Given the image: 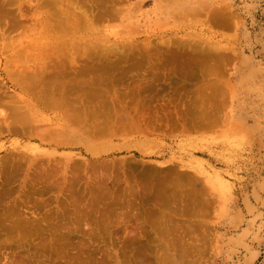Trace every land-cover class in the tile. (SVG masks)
I'll return each mask as SVG.
<instances>
[{
	"label": "rangeland",
	"instance_id": "1",
	"mask_svg": "<svg viewBox=\"0 0 264 264\" xmlns=\"http://www.w3.org/2000/svg\"><path fill=\"white\" fill-rule=\"evenodd\" d=\"M49 1L0 0L1 89L34 105L33 90L45 93L23 110L26 129L0 131V183L11 179L0 212L21 222L0 264H158L162 245L195 251L168 264H264V0H107L92 22L86 0ZM88 51L124 62L83 75L73 56ZM10 60L32 94L7 74ZM166 193L184 201L166 212ZM193 201L201 215H184ZM183 223L185 249L173 237Z\"/></svg>",
	"mask_w": 264,
	"mask_h": 264
},
{
	"label": "bare ground",
	"instance_id": "2",
	"mask_svg": "<svg viewBox=\"0 0 264 264\" xmlns=\"http://www.w3.org/2000/svg\"><path fill=\"white\" fill-rule=\"evenodd\" d=\"M55 1H58V0H50L49 1V3L51 4V3H54L55 4ZM87 2H90V1H88V0H86ZM118 1V0H117ZM10 2H13V0H7V4H10ZM87 2L85 3V2H82V3H84L83 4V6L80 8V9H82V12H83V14H86V16L87 15H89L90 17H86L87 19H88V21L89 22H92L95 18H98V17H102L103 16V12L105 13V11H106V7L105 6H107V0H98V4H99V6H98V8H99V11L98 12H101V13H98V12H95V10H94V8H96L97 7V5H96V7H95V1L92 3V2H90V3H92V5L94 4V6H92L91 4V6L89 5H86L87 4ZM116 2V1H115ZM74 6H76V5H74ZM8 7V6H7ZM67 8H69V7H71V5H67L66 6ZM5 11H7V12H12V11H10V9L8 8V9H6L5 8ZM95 12V13H94ZM214 12V11H213ZM213 15V14H212ZM217 15H218V12H217ZM220 15V14H219ZM222 17V16H221ZM85 20V19H84ZM86 22V21H85ZM6 23V22H5ZM79 23H80V21H79ZM78 23V24H79ZM16 24H17V22L16 23H14L13 24V26H16ZM67 25L68 24H65V25H63L62 26V28H61V30H65V28L67 27ZM81 25V24H80ZM37 49V48H36ZM36 51V50H35ZM33 52V55H35V58L37 59V61H39V62H41V70H40V72L41 73H43L44 72V70L47 68V66H48V62H46L45 61V59H46V56L45 55H42V53H39V52ZM89 52V51H88ZM87 52V54L86 55H83V56H81V55H76V57L78 56L79 58L77 59L75 56H73V61L74 60H76L77 62H79V63H81V62H84L85 63V65H84V63L82 64H79L78 65V63L75 61V63L73 62V64L71 63V65L73 66L74 64H75V67L78 65V67H82L83 69H81L80 70V68L77 70L79 73H83V75L87 72V76H88V73H91L92 71H95V70H97V71H102V72H105L106 71V68H113V69H118V67L120 68V62H121V64L124 62V60H123V58H121V57H118V56H116V55H114L113 57L115 58V60H112V61H110V62H107L106 64H102V63H98L100 60L99 59H96V58H94V57H92V55L90 54L91 52H89L88 53ZM149 56L150 55H148L147 56V58H149ZM80 57H82V58H80ZM175 57H176V55H174V56H172V58H170V61L171 62H175L176 61V59H175ZM85 58H87V59H85ZM204 58V59H203ZM202 59L205 61V56L203 57ZM80 59H81V61H80ZM82 59H84L83 61H82ZM92 59H96V60H92ZM137 58L135 57V58H133V63H132V65L133 66H137V62L138 63H140V60L139 61H137L136 60ZM202 59H201V63H202ZM90 61V62H92V63H94L95 61V64L94 65H92L90 62H88V63H86L87 61ZM166 60V59H165ZM190 60L192 61V58H190ZM10 61H12V63H10ZM9 61V65L7 66L8 68L6 69V71H7V74L9 75V77L10 78H12L13 79V82L16 84V86H17V88H19V89H21V91L24 93V92H26V91H30L28 88H29V86L28 87H25L24 86V84H23V81H21L20 79H18V78H15V77H13V75L15 74V68H16V66H18V61L19 60H17V61H13V60H10ZM167 61V60H166ZM189 61V60H188ZM190 61V62H191ZM197 61V60H196ZM168 62V61H167ZM170 62V63H171ZM207 62V61H206ZM205 62V63H206ZM97 63V64H96ZM169 63V62H168ZM187 63H189V62H187ZM205 63H203V64H205ZM99 64V65H98ZM80 65H82V66H80ZM102 65V66H101ZM84 66V67H83ZM208 70V69H207ZM90 75V74H89ZM94 77H99V75H94ZM100 78V77H99ZM99 78L96 80L95 79V81H98L99 80ZM93 80H94V78H92ZM101 79V78H100ZM102 80V79H101ZM101 80H99V81H101ZM104 80V79H103ZM102 80V81H103ZM55 87H51L50 89L51 90H49L46 94H48V95H51V94H54V91H55V93H56V90L57 89H59V87L58 86H56V88L54 89ZM32 91H30V93H31ZM43 91L41 90V92H39V94H38V92H37V89H35V90H33V95H34V97H35V103H36V105H34V103L32 104V100H31V98L30 99H26V101L23 99L24 97H21L20 95H15V94H12L11 95V93H8L7 91H3L2 89H1V86H0V104L1 105H5L6 107H7V109L9 110V113L5 116V118H7V121H3L2 119H0V131L3 129V128H7V129H9V130H12V131H14V132H19L20 131V129H26L27 128V126L28 125H30V123H31V117H29L30 115V109H32L30 106H31V104L33 105V106H35V107H37L38 105H39V102L41 103L42 102V97L45 95V93H42ZM26 93H28V92H26ZM31 93V94H32ZM23 95V94H22ZM23 96H25V95H23ZM29 100H31V102L29 101ZM40 100V101H39ZM29 101V102H28ZM31 103V104H30ZM27 108H30L29 109V114H28V112L26 111V113L29 115H27L26 113H24L23 112V110L24 109H27ZM27 115V117L28 118H26V116L24 115ZM32 115V114H31ZM4 118V119H5ZM30 118V119H29ZM38 129V126L35 128V130H37ZM15 164H14V158L12 157L8 162H7V164L3 167V169L2 170H4V169H14L15 168V166H14ZM15 173V171H10L9 173H7L6 175H8L7 177H10L11 176V174H14ZM17 174V173H16ZM10 178H7V180L5 181V180H3L1 183H0V202L2 203V198H3V196H5L4 198H6V196L8 195V197H9V194H10V190H9V188L7 187V186H9L10 184ZM181 183V182H180ZM179 183V184H180ZM182 184V183H181ZM180 184V185H181ZM165 185H167V183H165ZM174 185H176V184H174ZM179 186V185H178ZM181 187V186H180ZM182 187L184 188V186L182 185ZM179 191V190H178ZM182 191H184V189L182 190ZM181 190L179 191V192H182ZM178 192V193H179ZM163 193V192H162ZM162 193H161V195H162ZM165 193V192H164ZM164 193H163V195H164ZM173 193V192H172ZM175 193V192H174ZM178 193H175V195L177 194L178 195ZM184 193V192H183ZM159 195V194H158ZM172 196H170V197H172V198H170V197H168V198H166L167 197V193H166V195H165V198H164V196H163V199H164V202H160V204H159V208L161 207V208H164L165 210L168 208V209H173V207H171V208H169L168 206L169 205H172L173 203H177L178 201H180V202H182V201H184L183 199H178L179 198V196H178V200H176V196L174 197L173 195L174 194H171ZM160 196V195H159ZM158 196V197H159ZM187 196V195H186ZM157 197V196H156ZM162 198V197H161ZM6 200V199H5ZM182 200V201H181ZM193 203H194V201L192 202V204H190V205H188L187 206V208H186V210L188 209L189 211H183L184 212V215H189V216H191V214H192V216L193 215H197V214H199V213H197V211H195V209L194 208H201L202 206L200 205V206H198V204H194V205H197V206H193ZM194 207V208H193ZM7 208V207H6ZM191 208H193L194 209V211H193V213H191L190 212V210L192 211V209ZM8 209V208H7ZM171 209V210H172ZM196 209V210H197ZM202 209V208H201ZM200 209V211H198V212H200V215H201V212H202V210ZM161 209H159V211H160ZM177 210V214L179 215H182L181 214V212H179V210L178 209H176ZM12 211V210H11ZM10 211V212H11ZM158 211V212H159ZM173 211V210H172ZM171 211V212H172ZM9 212V213H10ZM14 212V211H13ZM161 212H162V210H161ZM163 212L164 213H166V212H168L167 210H166V212L163 210ZM174 212H176L175 210H174ZM173 212V213H174ZM187 212V214H185ZM188 212H190V213H188ZM9 213L8 212H6V210L5 209H3L1 212H0V244H1V246L3 245V244H7V243H10V242H12V239L9 237V236H11L10 234H11V232L13 231V229L14 228H16V227H18V226H21V222H18V219L16 220V218L14 219V220H16V221H11V220H9L10 218H9ZM170 213V212H169ZM11 214H12V212H11ZM14 214V213H13ZM157 214V213H156ZM155 214V215H156ZM168 213H166L165 215H167ZM16 215V214H15ZM160 215H162V214H160ZM165 215H163L164 217H163V219L161 218V216H158V218H161V221L162 220H165V218L167 219V217H165ZM179 215V216H180ZM184 215H182V216H184ZM157 216V215H156ZM177 216V215H176ZM180 218V217H179ZM178 218V219H179ZM12 219H13V217H12ZM168 219H169V217H168ZM173 220V218L172 217H170V220ZM169 220V222L172 224V225H174L175 226V224L177 225V223H178V221H177V223H174L173 224V222H176V221H170ZM174 220H176L175 219V217H174ZM153 221H157V220H153ZM160 221V222H161ZM167 222H168V220H166ZM201 221V220H200ZM200 221H197L196 223H197V225L199 226V224L198 223H200ZM23 222V221H22ZM165 222V221H164ZM167 222H166V224H167ZM181 222V221H180ZM183 222V221H182ZM201 222H203V221H201ZM38 223V222H37ZM149 223H150V221H149ZM156 223V222H155ZM159 222H157V224H158ZM192 223V222H191ZM196 223H195V227L194 226H191V228H190V230H194L197 226H196ZM24 224V223H23ZM184 224V227H185V223H183ZM187 225H189L190 226V224H188V223H186ZM194 224V223H193ZM202 224V223H201ZM201 224H200V230L198 229V231H201L202 230V227H204V225L203 226H201ZM25 225H26V223H25ZM154 225V224H153ZM152 225V226H153ZM162 225V224H161ZM163 225H165V223L163 224ZM178 225H180V226H182L181 225V223L180 224H178ZM174 226H171L170 225V227H174ZM169 227V228H170ZM194 227V228H193ZM26 228V227H25ZM163 228V227H162ZM181 227H179V229H180ZM186 228V231H184V228H183V231H181L179 234L176 232V236H173L174 237V239L175 240H177V241H179L178 243H182V245L184 244V249H185V245L187 246V241H183L184 239L186 240V237L188 238V239H191L190 237H192L191 235V231H189L190 232V236H189V232L187 231V227H185ZM21 229V228H20ZM24 229V228H23ZM158 229V228H157ZM161 229V228H160ZM165 229V230H164ZM163 230H164V234H166V232H167V234H168V232H169V230H168V227L167 228H164ZM182 229V228H181ZM155 230V229H154ZM162 230V229H161ZM160 230V231H161ZM168 230V231H167ZM192 230V232H196L197 230H194L193 231ZM15 231H16V229H15ZM37 231V230H36ZM35 231V232H36ZM166 231V232H165ZM174 231V230H173ZM173 231L171 230V228H170V234H168V235H172L173 234ZM19 232V231H18ZM172 232V233H171ZM179 232V231H178ZM1 233H4L3 234V238H1L2 237V235H1ZM21 233V232H20ZM37 233V232H36ZM200 233H202V232H200ZM21 234H23V233H21ZM159 234H161L162 235V233H160L159 232ZM166 234V235H167ZM27 235V234H26ZM167 235V236H168ZM24 236V235H23ZM167 236H165V237H167ZM203 236V235H202ZM161 237V236H160ZM162 237H163V235H162ZM28 238V237H27ZM158 238V237H157ZM164 238V237H163ZM162 238V239H163ZM170 238H172V236L170 237ZM170 238H168L167 240H165V241H167L168 242V240L170 239ZM207 238V237H206ZM161 239V238H160ZM173 239V238H172ZM187 239V240H188ZM195 240V239H194ZM206 240V239H205ZM205 240H203L202 239V241L204 242ZM183 241V242H182ZM201 241V242H202ZM158 243H159V241H157ZM172 242V241H171ZM186 244H185V243ZM202 242V244L203 245H205L206 243H203ZM181 243L180 244H176L178 247H179V245L181 246V247H179V248H182V245H181ZM201 244V245H202ZM159 245V244H158ZM170 245H171V243H170ZM173 245H174V247L176 248V246H175V244L173 243ZM4 247L6 246V245H3ZM142 246H144V245H142ZM145 246H147L146 244H145ZM149 247H150V245H148ZM3 247V248H4ZM141 247V246H140ZM158 247V246H157ZM160 247V246H159ZM158 247V248H159ZM172 247V246H171ZM199 248H194V249H197L196 251H197V253L199 254V252H200V248L202 249V247L205 249V246H198ZM2 248V247H1ZM151 248L152 247H150V249H148L147 250V252L149 251V253H150V250H151ZM154 248V247H153ZM152 248V249H153ZM162 248H165L163 251L161 250H159V249H156V248H154V249H156L155 251H151V252H153V254L155 255V257H156V259H157V263L158 264H168V263H170V262H172L173 261V258L175 259V258H180V257H182V259L184 258L183 256H185L186 255V259H188L187 258V256L188 255H190V257H191V254H189V253H191V252H193L191 249H188V247H186L187 249H185L186 251H183V253H172V254H170L169 253V250L170 249H167L166 248V246L164 247L163 245H162V247H161V249ZM179 248H178V250H179ZM190 248V247H189ZM191 248H193L192 246H191ZM145 249H146V247H145ZM183 249V250H184ZM139 250V249H138ZM142 250H143V247H142ZM142 250H141V252H139L138 253V255L137 256H139V254L141 253L142 254V256H143V254L144 255H146L144 252H146V251H143V253H142ZM199 250V251H198ZM176 251V250H175ZM174 251V252H175ZM202 251V250H201ZM207 251V250H206ZM92 252V251H91ZM170 252H172V251H170ZM98 253V252H97ZM148 253V254H149ZM194 253H195V251H194ZM196 253V254H197ZM91 254V253H90ZM173 254H175L174 256H173ZM188 254V255H187ZM196 254H194V255H196ZM198 254H197V257L196 256H194V259L196 258H198ZM201 254L203 255L204 254V250H203V253L202 252H200V254H199V257L201 256ZM133 256H135L134 254H132ZM132 255H129V256H132ZM141 256V255H140ZM141 256V257H142ZM193 256V255H192ZM83 257H85V256H83ZM189 257V258H190ZM86 258V257H85ZM130 258H132V257H130ZM80 259H81V261H80V263L79 264H83V259H82V257H80ZM128 259V258H127ZM133 259H134V257H133ZM137 259H138V257H137ZM141 259H143V258H141ZM185 259V258H184ZM126 260V259H125ZM145 259H143L142 261H144ZM180 260H181V258H180ZM15 261V260H14ZM100 261H102V260H100ZM116 261L118 262V260H117V258H116ZM139 261H140V259H139ZM11 262V261H10ZM17 262V261H16ZM120 262V261H119ZM176 262V261H175ZM65 263H66V261H65ZM138 262L134 259V260H132V259H130V260H127V261H125V263L124 264H137ZM140 263V262H139ZM138 263V264H139ZM185 263V262H184ZM4 264V263H3ZM8 264V263H7ZM12 264H14V262L12 261ZM18 264V263H17ZM69 264V263H68ZM120 264H122V263H120ZM141 264H152V262H150L149 260H145L144 262H141Z\"/></svg>",
	"mask_w": 264,
	"mask_h": 264
}]
</instances>
